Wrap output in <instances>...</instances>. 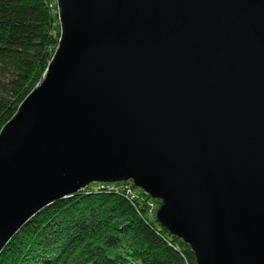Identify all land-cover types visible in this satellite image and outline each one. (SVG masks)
Here are the masks:
<instances>
[{"label":"water","instance_id":"obj_1","mask_svg":"<svg viewBox=\"0 0 264 264\" xmlns=\"http://www.w3.org/2000/svg\"><path fill=\"white\" fill-rule=\"evenodd\" d=\"M0 132V253L40 210L133 181L196 264H264V0H58Z\"/></svg>","mask_w":264,"mask_h":264},{"label":"trees","instance_id":"obj_2","mask_svg":"<svg viewBox=\"0 0 264 264\" xmlns=\"http://www.w3.org/2000/svg\"><path fill=\"white\" fill-rule=\"evenodd\" d=\"M59 23L58 0H0V132L44 79ZM133 184L88 187L46 206L8 242L0 264H196L191 246L157 220L159 206L146 203L158 200Z\"/></svg>","mask_w":264,"mask_h":264},{"label":"rangeland","instance_id":"obj_3","mask_svg":"<svg viewBox=\"0 0 264 264\" xmlns=\"http://www.w3.org/2000/svg\"><path fill=\"white\" fill-rule=\"evenodd\" d=\"M58 14H59V6H58ZM59 20H60V16H59ZM60 32H61V20H60ZM132 181V180H131ZM116 183H119V182H116ZM134 183V182H133ZM101 184H108V182H93V183H91L88 187H90L91 189H98L99 187H98V185H101ZM87 187V188H88ZM86 188V189H87ZM140 188V187H139ZM85 190V189H84ZM140 193H139V190H134L133 191V194H131V195H133V196H137V195H139ZM148 194V193H147ZM151 196V195H150ZM152 197V196H151ZM153 198V197H152ZM153 199H156V198H153ZM158 200V202L156 203L155 202V200L154 201H151V200H149V201H146V203H147V205L150 207V208H152L153 206H155V208L157 207V206H159V207H157V210H156V213L155 214H157V212H158V210H159V208H160V206L162 205V200H160V199H157Z\"/></svg>","mask_w":264,"mask_h":264},{"label":"bare ground","instance_id":"obj_4","mask_svg":"<svg viewBox=\"0 0 264 264\" xmlns=\"http://www.w3.org/2000/svg\"><path fill=\"white\" fill-rule=\"evenodd\" d=\"M102 183V182H101ZM113 185V184H112ZM134 185V184H133ZM136 186V185H135ZM130 191V190H129Z\"/></svg>","mask_w":264,"mask_h":264}]
</instances>
